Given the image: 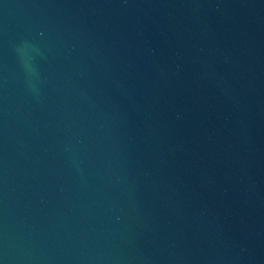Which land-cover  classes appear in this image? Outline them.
I'll return each instance as SVG.
<instances>
[{
	"label": "water",
	"instance_id": "water-1",
	"mask_svg": "<svg viewBox=\"0 0 264 264\" xmlns=\"http://www.w3.org/2000/svg\"><path fill=\"white\" fill-rule=\"evenodd\" d=\"M0 264H264V0H0Z\"/></svg>",
	"mask_w": 264,
	"mask_h": 264
}]
</instances>
